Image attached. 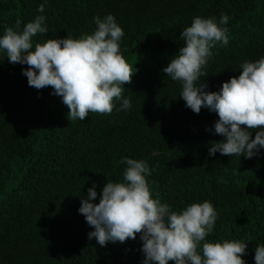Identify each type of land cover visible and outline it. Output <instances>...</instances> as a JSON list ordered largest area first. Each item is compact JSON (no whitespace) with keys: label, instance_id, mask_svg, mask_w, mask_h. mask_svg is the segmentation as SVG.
Listing matches in <instances>:
<instances>
[{"label":"trees","instance_id":"16d2710c","mask_svg":"<svg viewBox=\"0 0 264 264\" xmlns=\"http://www.w3.org/2000/svg\"><path fill=\"white\" fill-rule=\"evenodd\" d=\"M41 2L0 0V34L17 21L23 27ZM109 13L124 30L121 51L134 71L122 94L130 111L69 121L51 87L28 85L27 65L0 60V264H142L139 234L102 247L78 211L93 183L98 203L107 180H122V156L148 163L153 197L174 209L212 202L218 218L208 238L248 241L243 258L255 264V247L264 244V149L251 159L209 156L210 143L222 139L217 114L187 108L180 84L162 69L194 17L226 13L229 44L212 49L201 78L218 91L243 60L264 55V0H49V31L34 39L78 38Z\"/></svg>","mask_w":264,"mask_h":264},{"label":"clouds","instance_id":"9594fccd","mask_svg":"<svg viewBox=\"0 0 264 264\" xmlns=\"http://www.w3.org/2000/svg\"><path fill=\"white\" fill-rule=\"evenodd\" d=\"M42 0L37 15L15 28L6 27L0 34V60L27 65L22 74L30 87L37 90L51 87L67 106L69 121H83L90 112L111 114L130 111V97L123 96L124 85L132 82L134 71L121 51L123 28L111 13L93 17L95 29L78 38H49L37 41L49 31ZM229 15L196 16L180 32L183 46L162 71L181 86L180 98L185 106L199 114L201 109L216 113L213 141L208 155L251 159L264 149V55L256 60H243L240 73L224 81L218 91L208 90L203 79L212 49L229 44ZM115 101H120L119 107ZM255 131V137L252 131ZM123 178L107 180L99 195L93 183L81 199L78 211L93 229L88 238L100 246L142 242V264H247L248 241L213 240L218 213L212 202H192L180 209L153 197L147 177L151 175L143 159L122 156ZM255 264H264V244L255 247Z\"/></svg>","mask_w":264,"mask_h":264}]
</instances>
